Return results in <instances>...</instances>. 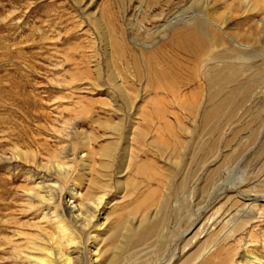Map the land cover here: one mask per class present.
Returning <instances> with one entry per match:
<instances>
[{"label":"rangeland","instance_id":"obj_1","mask_svg":"<svg viewBox=\"0 0 264 264\" xmlns=\"http://www.w3.org/2000/svg\"><path fill=\"white\" fill-rule=\"evenodd\" d=\"M218 1L221 5L216 3L215 7L222 11L226 5L223 0ZM211 2L213 0H0V264H27L15 261L11 253L15 246L23 249L29 247L30 241L34 240L37 234L42 237L32 226L43 227L49 234L54 233L49 224L44 222L45 219L42 220L41 215L42 210L47 218H50L53 205H40L39 209L36 199L28 204L25 190L35 186L33 179L38 171L32 164L22 160L18 153L15 154L18 160L4 162L5 158L15 152L14 146H28L37 154V162L46 165L51 152L55 153L62 144L72 145L78 152L82 150V153L90 154L89 160L85 162L88 166H75V172L70 176V180L74 179V182L68 181L69 186L74 185L79 194L87 199L89 195L91 197L99 193L95 181L102 182L103 176L99 177L98 174L106 173V170L103 171L100 167L103 158L99 155L102 154V149L110 144L114 145L116 140L120 141L121 149L116 152L114 145L115 153L111 150V153L116 155L117 163L114 162L112 170L109 171L114 173V187L107 198L110 204L104 215L112 216L111 223L116 220L121 223L140 220L143 210L138 213L136 205L145 195H151L153 204H158L146 210L153 215L157 213L154 218L161 221V226L158 224L151 231L146 251L139 253L131 250L124 254L119 253L115 257V264L160 263L164 247L172 239L175 241V236L179 233L177 228L184 215L185 209H181V206L186 203L185 196L194 195L195 192L192 193L194 186L190 180V184H185V193L184 189L180 192L177 188L169 186V180L180 182L183 176L194 169L196 159L200 156L199 150L204 149L203 152H206L212 144L213 149L204 170L206 177L199 176L197 188L209 186L213 178L208 174L223 172L221 170L227 168L230 152L224 145L227 141L224 111L218 116L216 114L215 119L210 118V122H201V116L210 110L215 101L223 98L226 90L212 102L213 98L207 94L208 89L200 77L199 65L216 67L220 60L213 61L209 58L210 55L195 57L193 48L180 49L179 45L172 44V47L168 44L166 49L164 47L162 50L168 70L175 75H170L167 70L166 82L168 87H175V90L155 91L152 84L157 85L156 79L152 73H147L148 66L144 69V63L138 59V54L161 48L160 45L166 41L161 39H164L166 34L171 35L172 29L182 27L183 21L190 18L194 21L192 28L198 27V30L207 34L208 24L205 19ZM229 2L230 0L227 3ZM246 18L233 21L231 27L239 28L241 25L236 23L241 24ZM163 25L165 28L169 25L168 33H164ZM212 34L218 36L216 31H212ZM119 46L123 49V58L117 54L116 48ZM119 57L121 61L118 60ZM122 60L130 68L126 66V69ZM193 66L196 68L192 69ZM135 68L142 72H137ZM170 76L174 77L171 79L173 81L169 80ZM149 78L151 83L148 82ZM176 101H180L182 106L178 107ZM215 124L218 129L210 134L207 129L214 130ZM146 140L153 145L148 148ZM157 140L161 141L156 143ZM172 140H176V144L182 140L180 143L184 145H176ZM163 142L169 145L166 153L163 148L162 153L158 148L159 144V147L164 146ZM172 145H175L174 151H171ZM141 146H144L143 149ZM138 149L139 154L136 152ZM125 151H131L129 155L137 153L131 156L137 160L132 158L133 163L127 170L129 172L124 171L125 176H119L118 163L121 162ZM160 153L171 164L169 162L162 165L164 159L158 158ZM68 158H71V155ZM138 160H152V163L155 161L154 164L161 167L163 183L157 184L158 186L152 182L148 183L149 187H157V190H154L157 192L146 193L147 187L142 184L135 191L128 190L134 196L127 192L135 179L144 182L143 175H133ZM211 160L214 161L209 165ZM176 165L183 171H178ZM217 178L219 179V176ZM57 180L62 183V179ZM118 184H122L120 187L123 190L118 188ZM130 210L135 215L130 213ZM101 238L106 239L107 236ZM106 248L109 258L118 253L114 247L107 245Z\"/></svg>","mask_w":264,"mask_h":264},{"label":"bare ground","instance_id":"obj_2","mask_svg":"<svg viewBox=\"0 0 264 264\" xmlns=\"http://www.w3.org/2000/svg\"><path fill=\"white\" fill-rule=\"evenodd\" d=\"M223 1L226 7L224 6L222 11H219L215 7L216 3L220 4L218 0L211 2L209 11L207 12V19H205L208 24L207 34L198 30V27L192 28L191 25L194 21L193 18H190L183 21L184 25L182 27L172 29L171 35L166 36V34L164 39H161L166 40L165 42L162 41L164 43L160 45L161 48L147 53L140 52L141 49L138 50L140 52L138 59L142 60L141 63H144V69L148 66L147 73L149 75L152 73L153 75H151L156 79L157 85L152 84L155 91L169 89L170 92H173L175 90V87H168L166 82L169 68H167L168 65L166 66L165 54L162 49L164 47L166 49L168 44L179 45L180 49L193 48L195 57L210 55V59L220 60V64H216V67L221 65L220 68H216L215 66L209 68L205 65H199L201 71L200 77L203 80L205 88L208 89L207 92L209 93L207 94L213 98H210L212 102L215 101V98L217 99L219 94L226 90L223 98L215 101L210 110L201 116V122H210V118L215 119L216 114L218 116L220 112L224 111V120H222L225 121V136L227 137L225 138L227 141L224 145L230 152L227 158V168H223L221 170L223 172L208 174L213 178L209 186L197 188L196 183L199 185V176L206 177L204 170L213 149L212 144L206 149V152H203L204 149L199 150L201 154L199 153L200 156L196 159V165L195 167L193 166L194 169L183 176L180 182L177 183L173 179L169 180V186L177 188L180 192L184 189V193L185 184L187 185V182L189 183L190 180L194 186V188L192 187V193L195 192L194 195L187 193L189 195L185 196L187 198L186 203L181 204V209L184 207L185 211L177 228L179 233L175 236V241L172 239L164 247L159 264H264V0H230L229 3H227L228 0ZM245 17H247L246 20H243L241 24L236 23L239 26L241 25L240 27L238 26L239 28L231 27L233 21ZM162 28H164V33H168L169 25L166 28L163 25ZM212 31H216L218 36L213 35ZM116 51L117 54L122 55L121 58L125 56H123V49L120 46L116 48ZM127 56L129 57L128 54ZM132 58H130V61H132ZM123 60L128 62L126 59ZM133 62L131 63L133 64ZM123 65H125V68L128 66L124 61ZM140 67L142 68V66ZM137 72L142 71H138L137 69ZM170 72L172 71L170 70ZM143 75L146 76L145 74ZM170 75L174 76L175 74L170 73ZM172 78L174 77L170 76L169 80ZM148 82L151 83L150 78ZM148 82L146 83L148 84ZM199 88L201 89V86ZM179 102L177 105L181 107L182 105ZM199 107H201V104H199ZM159 114L156 115L158 116ZM213 129L210 130L208 128L207 130H209L210 134L214 133L218 129V125L215 124ZM160 141L157 140L156 143ZM119 142V140H116V143L115 141L113 143L116 146V152L117 150L119 152V148L121 149ZM174 142L176 144V140ZM180 142H177V144ZM164 143L162 144V146L164 145L163 147H159L161 145L159 144L158 146L156 144L160 148L161 153L163 151L161 150L162 148L164 152L167 151L166 148L169 149L168 142L167 144ZM221 143H223L222 140ZM145 144H147L148 148L153 145L152 142H147V140ZM180 144L184 145V143ZM18 145L14 146L15 152L10 157L5 158L4 162L11 163L18 160L17 156L15 157V154L18 153L22 157V160L27 164H32L38 171L35 179H33L35 186L25 190L29 199L28 204H31V201L36 199L39 209H41L40 205L47 204L49 207L53 205L54 208L52 207L53 212L50 218H47L42 210L41 215L42 220L45 219L44 222L49 224L54 233L49 234L43 227L32 226L33 230H37V233L39 232L42 237L38 234L35 237L33 236L34 240H31L30 246L26 248L29 251L15 246L11 253L15 261L26 262L27 264H115V257L119 253L124 254L131 250L139 251V253L146 251L151 231L158 224L161 226V221L154 218L157 217V213L153 215L152 212L147 211L150 207L156 205V203L158 204V202L153 204V197L151 195H145L142 200L139 199L140 201L136 205L138 213L143 210L140 220L128 223H121V221L116 220L111 223L112 216L104 215L110 204H108L107 198L111 195V190L114 187L112 180L114 176L112 174L114 173L111 174L109 172L110 169L112 170V165L116 158L113 151L115 150L114 145L110 144L109 147L101 148L102 154L99 156L104 160L102 159L100 162V167L104 169L103 171L106 170V173L103 175L98 174L99 177L103 176L102 179L104 180L102 182L95 181V186H97L99 193L91 197L89 195L87 199L79 194L74 185L69 186L68 181L73 172H75V166H80L81 168L88 166L85 162L90 158V154H84L82 150L78 152L72 145L68 144L69 146H67L62 144L58 149L56 147L57 151L55 153L51 152L52 155L49 156V162L46 165L45 163L37 162V154L29 149L28 146L23 145V148H21ZM86 145L89 146V144ZM206 145L208 144L206 143ZM173 146L175 145H172L171 151L176 149H173ZM111 150L114 153H111ZM69 152L71 154H68ZM136 152L139 154V149ZM123 153L125 155L122 156L121 162L118 163L119 171L117 174L119 176H121L120 174L124 175L130 168L131 163H133L132 158L133 160L135 159V157L131 158V156L137 154L133 153V155H129L127 151ZM161 153L158 157L160 160L163 158ZM69 155H71V158H68ZM162 155L164 156L165 154L163 153ZM164 161L162 165L170 162L168 159H164ZM213 161L211 160L209 165ZM154 163L156 162L154 161ZM154 163H152V160H138L137 164H134V168L136 169L133 175H143L144 182H139L135 179V182L129 186L130 188L127 189V192L130 189L137 190L141 184L147 187L146 193L157 192L154 191L157 190V187L148 186L150 182L156 185L163 183L161 181L163 173L161 167H158ZM176 166L178 171L181 170L180 167L178 168V165ZM163 171L166 170L163 169ZM217 176H219V179ZM55 177L62 179V183H59ZM73 180L71 179L70 183H73ZM120 186L122 184L118 187L122 189ZM130 192L128 193L132 195ZM109 209L111 210V207ZM130 213L133 214L132 211ZM101 236H107V238L102 239ZM117 244L118 246H116ZM107 245L114 247L118 250V253L109 258L106 254L109 252L106 248ZM89 246L92 248H89Z\"/></svg>","mask_w":264,"mask_h":264}]
</instances>
